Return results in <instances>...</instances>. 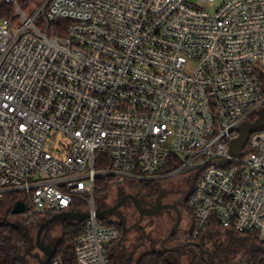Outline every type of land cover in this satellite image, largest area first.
Here are the masks:
<instances>
[{"label":"built area","instance_id":"1","mask_svg":"<svg viewBox=\"0 0 264 264\" xmlns=\"http://www.w3.org/2000/svg\"><path fill=\"white\" fill-rule=\"evenodd\" d=\"M218 1L0 0V197L88 213L74 264H113L99 194L185 175L195 240L264 244V130L230 152L264 109V0Z\"/></svg>","mask_w":264,"mask_h":264},{"label":"rangeland","instance_id":"2","mask_svg":"<svg viewBox=\"0 0 264 264\" xmlns=\"http://www.w3.org/2000/svg\"><path fill=\"white\" fill-rule=\"evenodd\" d=\"M222 1L224 0H219L217 4L219 5ZM209 11L212 12L213 10L209 9ZM30 12L31 9H29ZM192 189L193 181L185 175L178 179L163 182V190L158 198H140L146 206L153 205L154 202L161 204L179 203L182 222L175 238L166 244L167 248L181 246L193 236L195 219L188 205V197ZM125 193H129L128 189L116 187L99 194L97 196L99 209L105 210L113 206ZM123 212L129 220L127 230L124 227L126 231L123 232L122 238L112 250V255L117 257L118 264H136L144 253L161 254L165 252L162 248V242L169 235L175 223L176 213L173 210L165 209L154 216L145 217L139 227L133 226L137 215L132 203L128 202L123 207ZM26 216L23 213L22 220L9 216L8 208L0 205V224L7 221L17 222L18 225L23 224L29 236L27 246L5 244L1 247L4 264H15L16 260H20V264H41V261L45 259V256L37 248L39 230L37 223H28ZM40 219L42 220L44 217H40ZM43 222L44 220L39 225ZM104 222L117 224V219L114 215H107ZM64 225V221H57L49 226L43 235V242L55 247L62 238ZM198 244L203 246L209 264H248L253 256L252 249L235 242L227 233L219 234L205 231ZM164 255L172 264H206L200 262L197 247L188 246L187 249L180 252H166Z\"/></svg>","mask_w":264,"mask_h":264},{"label":"trees","instance_id":"3","mask_svg":"<svg viewBox=\"0 0 264 264\" xmlns=\"http://www.w3.org/2000/svg\"><path fill=\"white\" fill-rule=\"evenodd\" d=\"M129 193L137 196L138 198L154 199L158 198L163 190V182H141V183H130L125 186ZM17 201V194H8L4 197H0V205L8 208V215L13 216L22 220V214L13 215L12 209ZM83 206V205H82ZM191 211V210H190ZM192 213V212H191ZM193 215V214H192ZM27 222L30 224L39 223L43 220L44 222L51 217L48 215L44 219H40L39 215L28 217ZM40 219V222H39ZM39 222V223H38ZM22 223V222H21ZM110 225L121 228L119 224L110 223ZM85 221L82 222H65L62 238L56 243L55 246V260H58L60 264H74L76 261L75 256V244L76 240L84 232ZM205 231L210 233H227L235 242L252 249L253 256L250 263L248 264H264V244L252 234L240 233L231 228L222 227L217 224L210 225ZM204 231V232H205ZM203 232V233H204ZM202 233V234H203ZM200 235L198 240L193 241L199 242L201 239ZM29 236L26 228L23 224L18 225L17 222L7 221L0 224V264H4L2 260L1 247L5 244H14L27 246ZM112 263L118 264V259L112 255ZM15 264H20V260H16ZM136 264H172L164 255V253H144L136 262Z\"/></svg>","mask_w":264,"mask_h":264},{"label":"water","instance_id":"4","mask_svg":"<svg viewBox=\"0 0 264 264\" xmlns=\"http://www.w3.org/2000/svg\"><path fill=\"white\" fill-rule=\"evenodd\" d=\"M264 130V109L261 110L259 117L254 122H246L239 128L240 136L235 139L231 143L230 152L233 156L240 157L242 154V150L245 148V146L248 143L249 137L253 133L261 132ZM227 163V161L221 162V164L224 166ZM129 198L135 205V207L138 209L140 215L142 217H149L154 216L158 214L159 212L165 210V209H171L176 213V220L175 223L169 233V235L163 240L162 242V248L165 252H180L182 250L187 249L188 246H194L199 249V255L203 262L206 264H209L206 257H205V250L201 244H197L194 242H188L181 246H177L174 248H167L166 244L171 241L175 236L176 233L181 225L182 222V213L179 210L178 202L175 204H164L160 205L158 207H155L150 210H144L140 207L139 200L137 196L128 195L124 197L115 207L112 209H105L99 211L98 215L101 219H105L107 215L112 214L113 212L117 211L124 203V201ZM25 213V205L21 202H18L14 205L12 209L13 215H20ZM89 217L88 213H58L52 215L49 219H47L45 222H43L38 230L37 233V248L39 249L40 253H42L45 256V259L41 261V264H50L53 259H55V247H51L43 242V235L47 228L51 226L53 223L57 221H64V222H82L85 221Z\"/></svg>","mask_w":264,"mask_h":264},{"label":"flooded vegetation","instance_id":"5","mask_svg":"<svg viewBox=\"0 0 264 264\" xmlns=\"http://www.w3.org/2000/svg\"><path fill=\"white\" fill-rule=\"evenodd\" d=\"M128 195H133V194H131V193H125V194H123L119 199H118V201H117V203H115L113 206H111V207H109V208H107V209H112L113 207H115L124 197H126V196H128ZM133 196H135V195H133ZM138 200H139V203H140V207L142 208V209H144V210H150V209H153V208H155V207H158V206H160V205H164L163 203L161 204L160 202L159 203H156V202H154V204L153 205H150V206H146V205H144L143 203H142V201L140 200V198H138ZM128 202H130V203H132V205H133V207H134V209H135V213H136V215H137V217L135 218V221H134V227H139L141 224H142V222L144 221V219H145V217H142L141 215H140V213H139V211H138V209L135 207V205H134V203L129 199V198H127L125 201H124V203H123V205L117 210V211H115V212H113L112 214H110V215H114L115 217H116V219H117V224H119L120 226H121V228H122V230H123V232H125L127 229V226H128V219L126 218V216H125V214H124V212H123V207L128 203ZM175 203H177V202H175ZM173 204V203H172ZM124 227H125V229H124ZM175 238V237H174ZM188 242H194V243H197L198 244V242H196V241H193L192 239H188L185 243H188ZM184 243V244H185ZM167 247V246H166ZM192 247H194V246H192ZM166 252H164V254H165ZM199 259H200V262L201 263H204L202 260H201V258H200V255H199Z\"/></svg>","mask_w":264,"mask_h":264}]
</instances>
